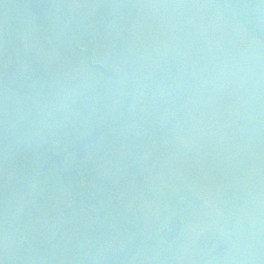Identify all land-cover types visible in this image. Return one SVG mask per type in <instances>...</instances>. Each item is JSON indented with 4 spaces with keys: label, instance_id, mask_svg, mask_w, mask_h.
<instances>
[{
    "label": "rangeland",
    "instance_id": "1",
    "mask_svg": "<svg viewBox=\"0 0 264 264\" xmlns=\"http://www.w3.org/2000/svg\"><path fill=\"white\" fill-rule=\"evenodd\" d=\"M65 1L68 33L58 30L64 27L59 16L47 19L49 39L66 50L50 65L56 75L31 83L35 93L0 87V129L43 121L41 114L30 113L42 93L45 103L62 106L101 80L116 85L121 95L109 91L114 102L101 107L106 113L88 108L84 116H113L106 118L116 137L151 143L161 170L154 182L162 195L192 191L197 223L210 224V233L223 239L233 227L235 239L240 238L233 240L231 264H264V0ZM122 5L128 12L118 9ZM3 25L0 46L3 39L34 44L37 30ZM72 39L114 79L90 70L86 57L71 47ZM139 72L146 74L143 80L136 77ZM138 80L144 85L139 87ZM117 109L114 118L111 112ZM123 120L124 126H118ZM8 135L0 134V193L5 198L6 176L15 173L19 155L26 159L17 137ZM128 155L119 161L126 162ZM9 238L3 240L0 232V264H22Z\"/></svg>",
    "mask_w": 264,
    "mask_h": 264
},
{
    "label": "flooded vegetation",
    "instance_id": "2",
    "mask_svg": "<svg viewBox=\"0 0 264 264\" xmlns=\"http://www.w3.org/2000/svg\"><path fill=\"white\" fill-rule=\"evenodd\" d=\"M29 1L0 0V24H18L31 33L37 30L31 46L12 44L8 38H2L0 46L1 89L28 94L34 92L31 83L56 75L50 65L66 51L63 44L49 39L47 19L51 15L61 18L64 27L58 30L62 35L68 33L69 25L65 0H51V8L38 15ZM71 47L77 55L99 64L75 39ZM89 68L107 80L114 79L113 73L108 76L101 69ZM115 86L101 80L62 106L45 103L42 93L37 97L40 105L30 113L41 114L43 121L0 129L4 138L10 133L17 137L20 154L26 151L25 160L21 155L17 158L15 173L6 176L9 197L0 193L3 240L10 237L16 244L22 264H231L237 246H233V227L228 226V239H223L220 233H210V224L197 223L192 191L162 195L154 182L161 170L152 144H134L120 133L116 137L106 118L113 116L90 120L84 116L88 108L110 106L114 101L109 91L121 95ZM123 122L118 126H124ZM99 125L104 132L93 143L83 149L75 147ZM122 154L128 155L126 162L119 161ZM130 178L132 186L125 183Z\"/></svg>",
    "mask_w": 264,
    "mask_h": 264
},
{
    "label": "water",
    "instance_id": "3",
    "mask_svg": "<svg viewBox=\"0 0 264 264\" xmlns=\"http://www.w3.org/2000/svg\"><path fill=\"white\" fill-rule=\"evenodd\" d=\"M51 0H30L29 1V6L30 9L33 11V13L36 15H38L39 13H41L42 11H46L47 9L51 8ZM95 67L101 68L102 70H104V72L107 75H110V72H108L104 67H101L100 65H94ZM104 126L103 125H99L97 126L93 132H91L89 135H87L85 137V139L81 142V144L75 146L78 147L80 149H83L85 147L86 144L88 143H93L96 138L102 134L104 131ZM74 149V148H73Z\"/></svg>",
    "mask_w": 264,
    "mask_h": 264
},
{
    "label": "trees",
    "instance_id": "4",
    "mask_svg": "<svg viewBox=\"0 0 264 264\" xmlns=\"http://www.w3.org/2000/svg\"><path fill=\"white\" fill-rule=\"evenodd\" d=\"M118 9H120V11L121 12H128V10L129 9H127V7H125V6H121L120 8H118ZM88 12H90V13H92V12H95L93 9H91L90 11H88ZM93 18V17H92ZM78 22V21H77ZM248 28V27H247ZM250 29V28H249ZM251 30V29H250ZM253 32H254V30H252ZM144 72V71H143ZM143 72H139V73H137L136 74V77H139V78H142V80L144 79V77H146V74L145 73H143ZM161 76H162V78H161V76H160V78L158 77V79L160 80V81H162V80H164V78H163V74H162V72H161V74H160ZM134 79H135V77H134ZM132 81H133V77H132ZM137 81V80H136ZM139 81V80H138ZM137 85L140 87V85H144L143 83H141V81H139V82H137ZM126 89V88H125ZM124 88H122V90H125ZM124 96V95H123ZM92 110H96V112H98L99 114L98 115H100L101 114V111L103 110V109H101L100 107H94V108H92ZM118 112V109L116 110V111H113V112H111V114H114V115H116V113ZM121 112V111H120Z\"/></svg>",
    "mask_w": 264,
    "mask_h": 264
}]
</instances>
